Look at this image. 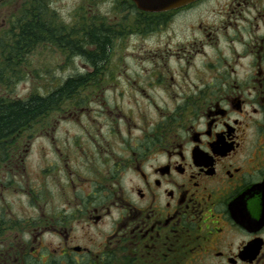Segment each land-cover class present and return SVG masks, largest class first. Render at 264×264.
<instances>
[{
    "label": "flooded vegetation",
    "instance_id": "flooded-vegetation-1",
    "mask_svg": "<svg viewBox=\"0 0 264 264\" xmlns=\"http://www.w3.org/2000/svg\"><path fill=\"white\" fill-rule=\"evenodd\" d=\"M121 1L107 57L67 78L83 82L76 98L0 156V264H264V14L232 0L173 42L164 28L208 0L162 13ZM161 33L142 86L125 83L146 105L109 106L111 56ZM35 136L46 168L24 180Z\"/></svg>",
    "mask_w": 264,
    "mask_h": 264
},
{
    "label": "rangeland",
    "instance_id": "rangeland-1",
    "mask_svg": "<svg viewBox=\"0 0 264 264\" xmlns=\"http://www.w3.org/2000/svg\"><path fill=\"white\" fill-rule=\"evenodd\" d=\"M25 1L0 0V36L7 30L9 20L24 7ZM250 1L253 2V5H249L246 11L243 12L245 17L253 18L257 16L258 14L255 10L260 11L261 13L259 14H264V0ZM230 2L232 0H208L203 6L192 11L191 14L187 13L183 16L180 15L181 17L173 18L169 26L164 29H171L180 35L173 42H183L185 40L183 36L186 34L187 27L197 26L199 23L214 25V22L218 21L219 12L225 9L226 5ZM50 6L58 19L67 25L75 24L76 20L83 14L87 16L88 10H92V14L97 15L99 18L105 19L108 24L109 22L123 19L126 16L124 15L126 12L127 16H130L129 11H127L128 5L123 4L121 0H52ZM89 17L90 15L88 14ZM232 21L234 22V20ZM162 34H158L153 39L147 40H144L141 35L127 38L125 43L119 46L114 55L111 56V60L106 65L105 72L106 74H113L115 78L118 77V81L116 82L117 87H113L106 94L107 98H105V102H108L109 106H118L122 111L130 113L133 106L146 105L147 99L140 96L132 97L128 93L129 88L125 83L126 80H129L132 84L136 82L142 86L143 80L146 79V58L160 51L157 48L162 47ZM86 51H89V49L86 48ZM205 52L209 56L212 54L211 49H206ZM67 58L53 47L38 48L34 55L30 56L31 68L29 78L10 89L9 94L13 97L25 98L34 87L41 89L40 91L44 93L50 87L48 85H51V83L55 84L56 80L65 81L71 75L85 72L82 67V65L86 64L85 58H75L71 64L66 65ZM195 62H200L199 56ZM115 90H117L116 93L114 92ZM122 91L123 94L120 95ZM159 95L160 91L155 96L158 103L159 98H161ZM0 96H6L2 89H0ZM59 131L61 133L68 132L67 137L72 138L76 129L66 124L61 125ZM35 138L32 140V145L27 152L26 172L28 176H25L24 180L29 176L31 180H35L38 170L46 168L47 142L44 138ZM17 181H19V177H17ZM21 184L24 186L25 182L21 181ZM10 201L11 199H9ZM12 202L13 204H17L15 209L20 210L22 207L23 215L30 212L33 213L26 208V201L24 199L19 200L14 198Z\"/></svg>",
    "mask_w": 264,
    "mask_h": 264
},
{
    "label": "trees",
    "instance_id": "trees-1",
    "mask_svg": "<svg viewBox=\"0 0 264 264\" xmlns=\"http://www.w3.org/2000/svg\"><path fill=\"white\" fill-rule=\"evenodd\" d=\"M51 2L26 0L0 36V89L6 94L0 96V156L8 155L5 147L31 139L36 124L50 121V115L67 107V101L76 98L75 91L82 88L80 81L56 80L44 93L34 87L25 98L11 96L10 89L29 78L30 56L38 48L57 49L68 57L66 65L73 58L82 57L96 67L107 57L110 25L105 19L88 10L89 18L83 14L75 24L67 25L53 12Z\"/></svg>",
    "mask_w": 264,
    "mask_h": 264
},
{
    "label": "water",
    "instance_id": "water-1",
    "mask_svg": "<svg viewBox=\"0 0 264 264\" xmlns=\"http://www.w3.org/2000/svg\"><path fill=\"white\" fill-rule=\"evenodd\" d=\"M135 7L146 13H162L170 10L179 9L192 4L198 0H127Z\"/></svg>",
    "mask_w": 264,
    "mask_h": 264
}]
</instances>
